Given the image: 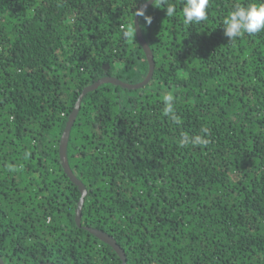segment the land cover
I'll use <instances>...</instances> for the list:
<instances>
[{"label":"trees","instance_id":"trees-1","mask_svg":"<svg viewBox=\"0 0 264 264\" xmlns=\"http://www.w3.org/2000/svg\"><path fill=\"white\" fill-rule=\"evenodd\" d=\"M254 0H210L208 19L149 6L155 56L142 87L88 92L64 171L61 136L83 88L142 81L137 0H0V256L6 264H264V32L232 42L223 18ZM163 7V5H161ZM107 64L109 67L107 68ZM172 95L178 122L164 114ZM206 146L181 147L182 135Z\"/></svg>","mask_w":264,"mask_h":264},{"label":"clouds","instance_id":"clouds-1","mask_svg":"<svg viewBox=\"0 0 264 264\" xmlns=\"http://www.w3.org/2000/svg\"><path fill=\"white\" fill-rule=\"evenodd\" d=\"M149 5L156 8L166 9L167 17L175 16L177 8L171 4L166 3V0H137L135 8L136 29L138 30L137 20L139 19V29L141 25L144 27H151L154 21V16L148 11ZM163 5V7H161ZM210 7V0H182V15L183 24L187 27L193 24H199L208 19V9ZM224 26V35L229 39V42L237 38L243 37L245 34L255 35L264 32V0H254L247 4H237L222 21ZM123 36L126 39H134L137 36V31L133 30L130 25L128 28L122 30ZM165 107L163 109L165 115H171L172 119L178 122L174 110V100L172 95H166L164 98ZM207 128L202 129L204 135L187 136L182 135L179 139L181 147L192 146H206L210 140L206 138L208 133Z\"/></svg>","mask_w":264,"mask_h":264},{"label":"water","instance_id":"water-1","mask_svg":"<svg viewBox=\"0 0 264 264\" xmlns=\"http://www.w3.org/2000/svg\"><path fill=\"white\" fill-rule=\"evenodd\" d=\"M150 6V5H149ZM139 19L137 20V24H138V30L135 27V30L137 31V38L140 42V45L143 47L146 56L148 58V62H149V71L148 74L146 75V77L138 82V83H129L126 81H123L115 76H111V75H106L102 78H99L98 80L94 81L93 83L87 85L86 87L83 88L82 92L80 93L74 108L72 109L70 115H69V119L66 125V128L61 136V141H60V157H61V163L62 166L64 168V171L68 174V176L70 177V179L76 183L80 190H81V197L78 203V207L76 209V219L79 225H81V213H82V208H83V203L85 200V196L87 195V187L85 186V184L82 182L81 179H79L77 177V175L74 173V171L72 170L68 157H67V147H68V141H69V137H70V132L72 129V126L75 122V119L78 115L79 112V108L81 106L82 100L84 98V96L98 88L101 84L103 83H114V84H120L123 87H127V88H139L144 86L145 84H147L153 77L154 75V71H155V56L154 53L151 49L150 44L147 42L142 27L139 29ZM135 25H136V17H135ZM107 68L109 67V64H107L106 66ZM86 228L91 231L92 233H94L96 236H98L99 238H101L102 240L106 241L107 243H109L111 246H113V248L119 253L120 257L123 260V264H126V254L124 249L121 247V245L117 242V240L110 235L109 233L98 229V228H94V227H89L86 226ZM0 264H6L5 261L3 260V258L0 256ZM37 264H56L54 262H40Z\"/></svg>","mask_w":264,"mask_h":264}]
</instances>
